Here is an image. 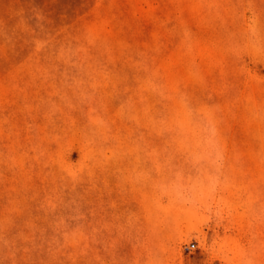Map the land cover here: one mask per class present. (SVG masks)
I'll use <instances>...</instances> for the list:
<instances>
[{"label": "rangeland", "instance_id": "1", "mask_svg": "<svg viewBox=\"0 0 264 264\" xmlns=\"http://www.w3.org/2000/svg\"><path fill=\"white\" fill-rule=\"evenodd\" d=\"M0 264H264V0H0Z\"/></svg>", "mask_w": 264, "mask_h": 264}, {"label": "built area", "instance_id": "2", "mask_svg": "<svg viewBox=\"0 0 264 264\" xmlns=\"http://www.w3.org/2000/svg\"><path fill=\"white\" fill-rule=\"evenodd\" d=\"M191 247H193V245H191ZM189 248V247H188Z\"/></svg>", "mask_w": 264, "mask_h": 264}]
</instances>
